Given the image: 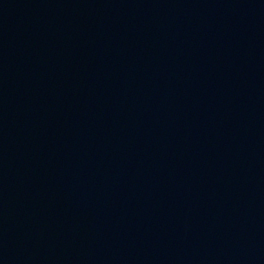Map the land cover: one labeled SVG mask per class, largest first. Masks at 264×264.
<instances>
[{
  "label": "water",
  "instance_id": "95a60500",
  "mask_svg": "<svg viewBox=\"0 0 264 264\" xmlns=\"http://www.w3.org/2000/svg\"><path fill=\"white\" fill-rule=\"evenodd\" d=\"M0 264H264V0H0Z\"/></svg>",
  "mask_w": 264,
  "mask_h": 264
}]
</instances>
